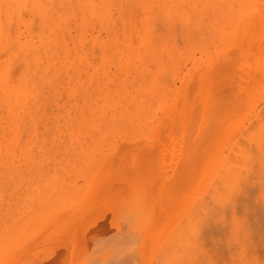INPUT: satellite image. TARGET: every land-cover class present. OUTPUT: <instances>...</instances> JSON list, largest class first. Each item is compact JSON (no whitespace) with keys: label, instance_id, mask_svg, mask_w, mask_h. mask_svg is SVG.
Segmentation results:
<instances>
[{"label":"bare ground","instance_id":"6f19581e","mask_svg":"<svg viewBox=\"0 0 264 264\" xmlns=\"http://www.w3.org/2000/svg\"><path fill=\"white\" fill-rule=\"evenodd\" d=\"M68 83L75 98L65 106L61 101ZM227 91L234 97L227 98ZM178 126L183 127L182 138V129L175 132ZM262 129L264 0H0V264L29 259L32 251L28 256L24 247L29 250L50 232L55 238L63 225L79 221L81 210L90 240L97 241L99 236L89 228L100 204L93 197L102 186L114 188L116 179L108 175L111 163L120 161V148L134 139L135 145L160 147L161 162L155 153L144 154L162 163L163 170L156 171L162 170L158 175L164 178L157 181L151 171L147 174L152 179L145 172L139 178L138 170L133 174L142 179L137 181L141 191L134 189L132 176L137 196L128 194L136 204L130 200L124 209L135 220L127 219L122 227L149 220V209L153 223H147L153 229L138 228L137 234L155 232L149 234L148 245L123 233V239L116 237L118 244L114 241L115 250L105 253L99 251L108 248V241H90L85 228L95 245L83 243V231L76 233L84 239L75 245L81 255L77 259L94 249L99 251L90 260L110 264L192 258V229L199 224L200 250L208 259L264 264ZM144 180L167 183L168 190L156 188L167 190L162 194L167 193L169 202L159 198L167 201L158 200L159 206L154 198L160 191L149 193V184L150 190H144ZM218 197L223 201L220 210L209 212ZM79 201L81 207L91 203L85 204L86 211L96 206L95 212H84ZM138 201L143 210L136 213ZM142 201H148L147 210ZM234 232L242 234V243L237 244ZM82 243L91 249L79 250ZM16 252L25 255L19 259ZM25 259L22 264L31 261Z\"/></svg>","mask_w":264,"mask_h":264},{"label":"rangeland","instance_id":"374dc122","mask_svg":"<svg viewBox=\"0 0 264 264\" xmlns=\"http://www.w3.org/2000/svg\"><path fill=\"white\" fill-rule=\"evenodd\" d=\"M65 77H66V74H63ZM136 78V77H135ZM67 79H68V77H67ZM86 79H87V83H88V81L90 80V77L89 76H86ZM173 79H174V76H173V74H172V72H170V74H169V80L171 81V82H173ZM185 81H186V78H185ZM71 84L72 83H68L67 84V86H66V88H65V91H64V96H63V98H62V101L61 102H64L63 101V99L65 100V106H69V105H71L70 103L73 101V99L75 98V96H74V94L72 93V91L71 90H69V87L71 86ZM70 85V86H69ZM177 85L179 86H181V85H183V83L181 82L180 83V81H177ZM227 95L229 96V97H227V98H231V97H234L233 96V92L232 91H230V94L228 93V91H227ZM231 96V97H230ZM64 106V107H65ZM181 127V128H180ZM183 127L182 126H178L177 127V129H176V134H177V132L178 131H180L181 129H182ZM183 131V129L180 131V132H178V134H180L181 132ZM184 133V132H183ZM182 134H180V136H181ZM177 136H179V135H177ZM179 136V138H182V136L180 137ZM163 137L165 138L166 137V139H168V137H167V135L165 136V135H163ZM162 137V138H163ZM163 138V139H164ZM165 139V140H166ZM133 143H129V144H125V145H123L124 146V149L123 148H120V150H119V152H121L122 153V157H121V159H120V161H118V162H116V161H114L115 163H111V170H110V172L108 173V175L110 174V180H111V177H112V180L111 181H115V179H116V181L114 182V183H112L111 182V184H112V186H114V188L112 189L111 188V185H110V183L107 185V187H106V185H105V187L106 188H104L103 189V186L101 187V191H100V195L98 196V197H93V202H95V204L96 203H99L100 202V204H99V206L101 205V203H102V199H104L103 200V206L101 205V208L99 207V206H97L98 207V209H97V211H96V216L94 215V214H91V216L93 217L94 216V218L92 219V217L89 219L88 217L90 216H88V217H86V219H87V221H89L90 220V223H92V224H90L89 223V225H91V226H89V228L92 230L91 232L94 234L95 233V235H97V236H99L98 238V240H100V239H102V240H100V241H102L103 242V240H105V241H108V243H106V245L107 244H109L108 245V248L107 247H105L104 249H101V247H100V251L98 250V249H94V250H90V251H88V249H89V247L88 246H90V249H91V245H95V244H93L92 242H94L95 243V241H93L94 239H91L92 240V242H90L91 240H90V238H92L91 237V234H90V236H89V229H88V223L86 224L85 223V219H81V218H85V216H86V214L84 213L83 214V211L81 210V213H82V217L81 218H79V221H76V219H75V223L76 224H74V222L72 223V222H70L69 224L67 223V224H65V227L67 228L68 226L69 227H71V229L69 228V231L64 227V225H63V228H64V230H66L65 232H64V230L62 231H60L61 232V234H60V232L59 231H57V230H54L53 228H52V230H54V232H59V234L57 233H55L56 234V236H55V238L54 237H51L50 235H51V232H50V235L49 234H47L48 235V239H46V238H43L42 237V239H40V240H38V241H36L35 243H34V246L32 245V247H30V246H28V249L29 250H27V246L26 247H24V250L25 251H27V253L25 252V254L26 255H28L29 256V254L28 253H30L31 251H32V253L30 254L31 255V257L29 258V259H31V261L29 262L28 260V258L27 259H25V258H21L20 259V256L21 257H24L23 255H25L24 254V252L22 253L23 255H21L20 254V256H18L19 255V253H17L16 252V255L18 256V258L21 260L20 261V263L22 262H24V261H22V260H27L29 263H31L32 262V260L33 261H35V260H38V261H40L41 262V264H64V261L65 260H67V258L69 257V262L71 263V264H73V262H74V264L76 263L77 264V260H79V258L77 259L76 257H80L81 255H80V252H79V255L77 254V252H78V250L76 251L75 249H78L77 248V246H75V245H79V243H78V241L79 242H82L84 239H86V240H84L83 241V243L84 242H86L87 240H88V237H87V235L86 234H88V236H89V242L91 243V245L90 244H88V246L86 247V245L84 246V244H86V243H82L83 244V248L84 249H81L80 247H79V250H82V251H84V250H86V251H88L87 252V254H86V252H82L83 254H84V258H85V260H88L89 258H91V256H92V258H93V256L96 254V252H97V250L99 251V252H105V253H107V252H110V253H112L114 250H115V244L117 243L116 241L117 240H119L118 238H116V237H121V239H123V237L121 236V235H123V233L125 234V236H128V238H129V240H131V239H133V238H136L138 241V243H141V242H143V241H145V243H146V245H148V237H149V234L150 233H148V234H144V233H147V232H150V231H146V230H150V229H153V226H150L151 228H149V222L148 221H150L152 218L150 217L151 215H148V212H149V214L150 213H153V211H151V210H149L148 209V212H147V216H149V217H147L149 220H146V218L144 219L143 218V215L146 213H143V212H141L143 215H141L140 213H138V214H136V216L137 215H139V217H138V219H140V216L145 220L144 222H146V223H140V222H138V221H141V219L140 220H137V217H136V220H137V222H134V220H135V218H132L130 215H129V217H127V215L125 216V213L127 214V211H125V207L127 206V202L128 201H130L131 199H130V194H132L133 192H132V189H133V185H134V183H135V181H134V183L132 182V180H130L131 178H132V176H133V178L132 179H134V175L133 174H136L137 175V172L139 171V175H137V176H139V178L141 177V174H140V172H145L143 175H145V174H147V172L149 173V175H151V173H150V171L153 173L152 174V176L154 175V178H156L157 179V181L159 180L158 178L159 177H163V175H158L159 173H161L162 172V170H163V165H162V163H157L158 162V159H159V161H160V159H162V155H161V157H160V155L159 154H161V152H160V147L158 148V150H156V148L154 149V150H152V147L150 146V145H148V144H145L144 142H141L140 144H134L135 143V139L132 141ZM129 145H131V146H129ZM139 145H141V146H143V145H146V146H143V148L141 147V146H139ZM139 147H141V148H139ZM145 147H146V150H145ZM147 148H149V149H147ZM150 151V153L152 154H154L155 153V155L156 156H158V159L156 158H149V156H147L146 155V158H145V154L147 153V154H149L148 152ZM152 151V152H151ZM155 151H157V152H155ZM144 152H145V154H144ZM160 152V153H159ZM124 154V155H123ZM151 156H153V155H151ZM150 156V157H151ZM154 157V156H153ZM148 158V159H147ZM124 159V160H123ZM155 159V160H154ZM157 160V161H156ZM161 162V161H160ZM118 163V164H117ZM156 163L158 164V165H160V166H156ZM112 166H113V170H112ZM155 166V167H154ZM162 166V167H161ZM140 167V168H139ZM156 167H158V168H161L160 170H161V172L160 171H156V169H158V168H156ZM117 168V169H116ZM153 168V169H152ZM136 169V170H135ZM142 169H143V171H142ZM148 169H149V171H148ZM135 170V171H134ZM138 170V171H137ZM155 170V171H154ZM114 171L116 172V174H114L113 175V173H114ZM134 172H136V173H134ZM155 172H157V175L155 176ZM163 173V172H162ZM164 174V173H163ZM118 175V176H117ZM148 175V174H147ZM149 175L147 176V177H149ZM151 176V177H152ZM136 177V176H135ZM143 177V176H142ZM145 177V176H144ZM151 177H149V178H151ZM138 177H136L134 180H136V186L134 185V187H138V188H134V189H138L139 191H141V189H139L140 188V185H137V181H140L141 182V180L142 179H139ZM146 178V177H145ZM153 178V177H152ZM151 178V179H152ZM164 178V177H163ZM109 179H106V182L109 180ZM148 179V178H147ZM150 179V180H151ZM155 180V179H154ZM161 180V179H160ZM164 180V179H163ZM162 180V181H163ZM153 181V180H152ZM156 181V180H155ZM108 182H110V181H108ZM139 182V183H140ZM144 182L146 183V185L147 186H145V184H144V188H148V184H149V186H150V188H151V190L152 191H150L149 193H155L156 194V191L157 192H159L160 191V193H161V195H155V198L153 197V196H150V197H152V199H151V201L150 202H153V198L154 199H156L155 201H158V200H160L159 198H163L164 197V199H169V197H167L166 196V194L165 195H163L162 193H165V192H167V190H168V185L166 186V184L167 183H162V184H160V186L162 185L163 186V188H165V186H166V188L165 189H167V190H165V189H163V190H165V192L163 191H161V189L159 190V189H157L158 187L160 188V186H157V184H159L158 182H157V184L155 185L153 182H150V183H152V184H150V183H148V181L146 180H144ZM165 182V181H164ZM105 183V182H104ZM104 183L102 184V185H104ZM143 183V182H142ZM131 184H132V186H131ZM141 184V183H140ZM165 184V185H164ZM142 185V184H141ZM108 186H110L109 188L110 189H108ZM153 186L156 188V186H157V188L155 189V188H153ZM162 186H161V188H162ZM170 186V185H169ZM126 188V189H125ZM132 188V189H131ZM143 187H142V189H144ZM150 188H148V189H144V190H150ZM106 189V190H105ZM114 190L112 193H111V191L109 192L108 190ZM124 189V190H123ZM133 189V190H134ZM102 190H104V192H108V195L106 194V193H104V194H106V195H103L102 193ZM154 190V191H153ZM159 190V191H158ZM130 191L132 192V193H130ZM146 191V193H148ZM170 191V190H169ZM136 192H137V190H136ZM145 192V191H144ZM144 192H141V193H143L144 194ZM183 192H185V191H183ZM120 193V194H119ZM128 193H130V194H128ZM138 193V192H137ZM110 194V195H109ZM134 194V196H135V192L133 193ZM139 194H140V192H139ZM142 194V195H143ZM168 194H169V192H168ZM86 195V196H85ZM84 196V200L86 199L87 200V202L88 201H90V193L87 195V194H85ZM101 196H102V198H101ZM109 196V197H108ZM129 196V197H128ZM137 196V195H136ZM135 196V197H136ZM140 196V195H139ZM137 197V200H142V198H140V197ZM169 196V195H168ZM90 197V198H89ZM104 197V198H103ZM111 197V198H110ZM135 197H132V198H135ZM143 197V196H142ZM145 198L147 197V194H146V196H144ZM148 197H149V195H148ZM150 197H149V199H150ZM158 199H157V198ZM171 197V196H170ZM81 198V197H80ZM83 198V197H82ZM95 198V199H94ZM96 198H97V200H98V202H97V200H96ZM110 199V201L108 200V199ZM79 199V198H78ZM77 199V200H78ZM89 199V200H88ZM92 199V198H91ZM108 201H107V200ZM146 199H148V198H146ZM126 200V201H125ZM144 200V199H143ZM82 201H83V199H82ZM123 201V202H122ZM132 201V200H131ZM135 201H136V199L134 200V203H135ZM144 201H146V200H144ZM144 201H142L141 203L144 205V203L145 204H147L148 203V201L147 202H144ZM160 201H162V200H160ZM165 201V200H164ZM168 201V200H167ZM167 201L166 202H163V203H167ZM76 202V201H75ZM92 202V201H91ZM106 202V203H105ZM108 202H110V203H108ZM169 202V201H168ZM77 203H81L80 201L79 202H77ZM77 203H76V205H77ZM85 204H87L86 202H84ZM90 203V202H89ZM108 203V204H107ZM131 202H128V204H130ZM132 203H133V201H132ZM134 203H133V205H134ZM158 204H159V206H161V207H163L162 206V204L158 201L157 202ZM157 203L156 202H153V204H155V205H157ZM84 204V207L82 206L81 207V205H83V202L79 205L80 206V208H84V212H88L89 214H90V212H92V213H94L95 211H94V208L96 207H91L90 208V210L88 211H86L85 209L87 208V206ZM94 204V203H93ZM92 204V205H93ZM107 204V205H106ZM110 204V205H109ZM136 204V203H135ZM138 204H140L139 203V201H138ZM150 204V203H149ZM148 204V205H149ZM152 204V205H153ZM75 205V204H74ZM87 205H89V207H90V205H91V203L90 204H87ZM96 205H98V204H96ZM112 205V206H111ZM133 205H132V207H133ZM163 205H165V204H163ZM86 206V207H85ZM94 206V205H93ZM111 206V207H110ZM115 206V207H114ZM125 206V207H124ZM129 206V205H128ZM139 206H141L142 208H143V206L140 204V205H138V207H136V206H134V207H136V210H135V208L133 209V210H135L136 211V213H137V209L139 208ZM145 206L146 205H144V209H146L145 208ZM60 207H62V206H59V209H65V208H60ZM63 207H65V206H63ZM78 207V206H77ZM88 207V208H89ZM96 207V208H97ZM131 207V208H132ZM141 207L139 208L141 211L143 210V209H141ZM154 207H156L158 210H159V208H161V207H158V206H154ZM153 207V208H154ZM66 208H67V206H66ZM72 208H75V206H73ZM99 208H100V210H99ZM107 208V209H106ZM129 207H127V209H128ZM148 208H149V206H148ZM152 208V206L150 207V209ZM152 208V209H153ZM155 208V209H156ZM76 209V208H75ZM74 209V210H75ZM122 209H123V211H122ZM126 209V210H127ZM130 209V208H129ZM138 209V210H139ZM156 209V210H157ZM61 210V211H62ZM96 210V209H95ZM132 210V209H131ZM132 210V211H133ZM140 210H139V212H140ZM147 210V209H146ZM145 210V211H146ZM158 210L156 211V213L158 214ZM79 211H80V209H79ZM104 211V212H103ZM113 211V212H112ZM135 211H134V214H135ZM151 211V212H150ZM99 212H101V213H99ZM110 212V213H109ZM121 212H123L122 214H121ZM78 213V212H77ZM87 213V214H88ZM98 213V214H97ZM129 213H131L132 214V212L129 210ZM79 214H80V212H79ZM154 214H155V211H154ZM154 214H153V216L152 217H154ZM83 215H85V216H83ZM104 215V216H103ZM121 215H123V216H121ZM146 215V214H145ZM145 215H144V217H145ZM156 215V214H155ZM76 216V215H75ZM121 216V217H120ZM125 216V217H124ZM132 216H133V214H132ZM77 217V216H76ZM135 217V216H134ZM78 218V217H77ZM131 218V219H130ZM124 219V220H123ZM131 220L132 221V219H134L133 220V223L135 224L136 223V227L134 226V224H133V226L131 225V227L129 228V225H130V223H131V221H129V223H128V226H124L125 228H123L122 226L123 225H127L126 224V222H128V220ZM155 219V218H154ZM73 220H74V218H73ZM72 221V220H71ZM82 221H83V223H82ZM93 221V222H92ZM143 221V220H142ZM153 221V220H152ZM152 221H150L151 223H153ZM69 222V221H68ZM80 222V223H79ZM120 222V223H119ZM149 224H148V223ZM125 223V224H124ZM142 224L143 226H138L137 227V225L138 224ZM155 223V222H154ZM79 224H81V225H79ZM84 224V225H83ZM132 224V223H131ZM145 224V225H144ZM147 224V225H146ZM156 224V223H155ZM61 225V226H62ZM79 225V226H78ZM153 225V224H152ZM55 226V225H54ZM53 226V227H54ZM61 226H58V227H61ZM74 226V227H73ZM77 226V227H76ZM147 227V228H145L143 231H141L142 233L141 234H137V232H138V230H136V229H140V228H142L143 229V227ZM157 226V225H156ZM156 226H154V228L156 227ZM49 227V226H48ZM51 227V226H50ZM56 227H57V225H56ZM73 228V229H72ZM85 228H87V230L88 231H86V234H85ZM122 228H123V230H122ZM127 228V229H126ZM59 230L61 229V228H58ZM74 229H75V232H74ZM80 229V230H79ZM128 229H130V231L128 232L127 230ZM158 228H156V230H157ZM47 230H50V228L48 229L47 228ZM46 230V231H47ZM51 230V231H52ZM136 230V231H135ZM68 231V232H67ZM78 231V232H77ZM80 231V232H79ZM83 231V232H82ZM146 231V232H145ZM53 232V231H52ZM53 232V233H54ZM81 232H82V236H84V239L83 240H79L80 238V235L78 236L76 233H78V234H81ZM88 232V233H87ZM120 232V233H119ZM126 232H128V233H126ZM140 232V231H139ZM152 232H153V234H154V232H155V230H152ZM48 233V232H47ZM63 233V234H62ZM68 233H70V234H68ZM118 233H119V235L120 236H116V235H118ZM122 233V234H121ZM45 234V233H44ZM73 234H74V236H73ZM153 234H150L151 236L153 235ZM61 237H59V236ZM76 235V236H75ZM95 235H93V238H95L96 239V237L97 236H95ZM133 235H135V237L133 236ZM146 236L145 238L143 237V236ZM44 236V235H43ZM51 237V239H50V237ZM63 236H64V238H63ZM77 236H78V238H77ZM101 236H103V237H101ZM124 236V240H125V237ZM133 236V237H132ZM140 236H142V238L140 239ZM74 237H76V238H74ZM101 237V238H100ZM131 237V238H130ZM54 238V239H53ZM113 238V239H112ZM116 238V239H115ZM150 238V237H149ZM44 239H46V240H44ZM82 239V238H81ZM120 239V240H121ZM52 240V241H51ZM65 240V241H64ZM75 240H77L76 242H77V244L75 243ZM97 240V241H98ZM110 240H113V244L112 243H110L109 241ZM143 240V241H142ZM43 241H45V242H43ZM96 241V242H97ZM99 241V242H100ZM114 241L116 242L115 244H114ZM29 243V242H28ZM75 243V244H74ZM101 243V242H100ZM27 244V243H26ZM26 244H24V245H26ZM40 244V245H39ZM82 244L80 245V246H82ZM102 244V243H101ZM103 244H104V242H103ZM110 244H112L113 245V248L111 247V245ZM118 244V243H117ZM97 245V244H96ZM115 245V246H114ZM14 246H16V244L14 245ZM13 246V247H14ZM97 246H99V245H97ZM96 246V247H97ZM102 246V245H101ZM119 246V245H118ZM34 247V248H33ZM73 247H75L74 248V250L76 251L75 252V255H74V253L72 254V251H73ZM110 247V248H109ZM117 247V246H116ZM93 248H95V247H93ZM97 248H99V247H97ZM103 248V247H102ZM72 249V250H71ZM113 250V251H112ZM29 251V252H28ZM112 251V252H111ZM95 254H94V253ZM98 252V253H99ZM92 253H93V255H92ZM49 254H51V255H49ZM71 254L72 255H74V258L73 259H75V261L73 260V262H71L70 260V258H72V257H70L71 256ZM90 254H91V256H90ZM90 256V257H87L86 258V256ZM36 256V257H35ZM46 256V257H45ZM48 256V257H47ZM50 256H52V257H50ZM62 257V259L60 260L59 258H61ZM67 257V258H66ZM50 258H52L51 260H50ZM63 258H64V261L63 262H61L62 260H63ZM43 259V260H42ZM81 259H82V257H81ZM80 259V260H81ZM53 260V261H52ZM58 260H60V261H58ZM67 260V261H68ZM79 260V261H80ZM90 260V259H89ZM27 261H25V262H27ZM45 262V263H44ZM66 262V261H65ZM17 263V262H16ZM19 263V264H20ZM21 263V264H22ZM28 263V264H29ZM70 263H68V262H66L65 264H70ZM25 264V263H24Z\"/></svg>","mask_w":264,"mask_h":264},{"label":"snow or ice","instance_id":"6c2138e0","mask_svg":"<svg viewBox=\"0 0 264 264\" xmlns=\"http://www.w3.org/2000/svg\"><path fill=\"white\" fill-rule=\"evenodd\" d=\"M26 7V6H25ZM34 7H36L34 5ZM261 140L259 143V150H260V162L262 167V172H264V129L260 132ZM255 143V141H253ZM222 198H216V206L213 208L208 209L209 212H218L220 210V204L222 203ZM199 224H197L192 229V238H193V248L196 250L195 254L192 258H174L166 261V264H217L216 261L208 259L206 257V253L200 250V243H199ZM233 237L236 240L237 244L242 243V234L234 232ZM197 257H204V258H197ZM31 264H41L40 261L35 260L32 261ZM77 264H110L108 260L100 261V260H85L81 259L77 262ZM228 264H255L254 261L247 260V259H233L228 262Z\"/></svg>","mask_w":264,"mask_h":264}]
</instances>
